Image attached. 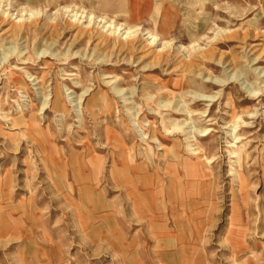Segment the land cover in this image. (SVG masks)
<instances>
[{"label": "rangeland", "instance_id": "rangeland-1", "mask_svg": "<svg viewBox=\"0 0 264 264\" xmlns=\"http://www.w3.org/2000/svg\"><path fill=\"white\" fill-rule=\"evenodd\" d=\"M135 5L0 0V264H264V0Z\"/></svg>", "mask_w": 264, "mask_h": 264}, {"label": "bare ground", "instance_id": "bare-ground-1", "mask_svg": "<svg viewBox=\"0 0 264 264\" xmlns=\"http://www.w3.org/2000/svg\"><path fill=\"white\" fill-rule=\"evenodd\" d=\"M68 9V8H67ZM72 11V10H71ZM74 12V11H73ZM32 13H34V12H32ZM79 14V12H77V14H75V16L76 15H78ZM79 16V15H78ZM81 17H88L90 20H92V19H94L95 18V16L93 15V14H91V13H85V12H82L81 13V15H80ZM76 18H78V17H76ZM98 20L100 21V22H104V25H106V26H108L110 29H114V31L116 32V31H125L124 32V34L126 35V37L125 38H127V39H132L134 36H136V30L134 31L132 28H129V27H126V26H123L122 24H119V25H116V24H114L111 20H106L105 18H98ZM22 27V26H21ZM31 27V26H30ZM21 31H22V29H20ZM150 35H151V39H152V42H155V40L157 39V34H154L153 32H151V33H149ZM47 95V94H46ZM50 95V94H49ZM48 95V96H49ZM46 97V96H45ZM48 97H46V99H45V101H44V104H43V107H45V105L46 104H48L49 102H48V100L49 99H47ZM52 104H53V97H52V99H51V102H50V106H49V108L50 107H53L52 106ZM48 107V106H47ZM36 125V124H35ZM180 130V129H179ZM263 130H264V127H263ZM181 132H183V131H181ZM240 138V136H235L234 137V139H239ZM195 144H190V146L192 147V146H194ZM233 146V145H232ZM199 148H196V149H194V150H192V151H194V152H197V150H198ZM236 149V148H235ZM236 153H238V152H236L235 151V154ZM197 154H199V153H196V155ZM236 169H238V168H236ZM241 171V170H240ZM238 173V172H237ZM244 175V174H243ZM239 176V175H238Z\"/></svg>", "mask_w": 264, "mask_h": 264}, {"label": "crops", "instance_id": "crops-1", "mask_svg": "<svg viewBox=\"0 0 264 264\" xmlns=\"http://www.w3.org/2000/svg\"><path fill=\"white\" fill-rule=\"evenodd\" d=\"M130 2H131V5L133 6V8H131L134 12H137L138 10V7H137V5H135V0H130ZM47 225V224H46ZM45 225V226H46ZM123 235V234H122ZM124 236V235H123ZM126 237V236H125ZM126 240H129V238H127ZM125 240V238H124V244H122V246H121V248H123V251L125 250H127V251H129V253H130V257H131V254L133 255V257H134V259L136 258V255L139 253V246L140 247H142L141 245H139V246H135V244H132V243H128L127 241ZM126 241V242H125ZM126 243H128V244H126ZM157 245H158V247L160 246V245H162V243H160V242H158L157 243ZM124 251V252H125ZM152 252H155V250H153ZM137 253V254H136ZM138 259V258H137ZM136 261H133L132 262V264H154L153 262H155V260H153V259H151V260H143V259H141V260H138L136 263H135Z\"/></svg>", "mask_w": 264, "mask_h": 264}]
</instances>
